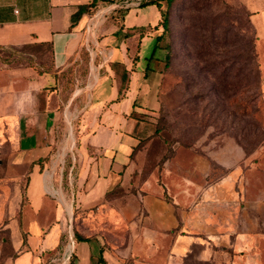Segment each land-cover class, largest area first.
I'll return each instance as SVG.
<instances>
[{
    "label": "crops",
    "instance_id": "0c3cea01",
    "mask_svg": "<svg viewBox=\"0 0 264 264\" xmlns=\"http://www.w3.org/2000/svg\"><path fill=\"white\" fill-rule=\"evenodd\" d=\"M93 1L94 8L72 21ZM243 1L256 37L264 40V0ZM111 2L0 0V49L48 42L53 66L38 72L0 59V264H113L126 254L135 264H182L190 254L192 238L179 231L180 222L190 224L189 215L174 211L163 188L135 197V203L117 205L108 197L123 186L148 124L144 113L158 108L153 64L162 50V33L145 30L162 28L155 5H147L149 14ZM115 9H124L119 18ZM150 38L155 44L142 56ZM69 69L77 78L64 102ZM68 125L77 145L70 154L63 145ZM207 217L200 228L212 230ZM112 220L133 229L126 250L117 253L104 232ZM214 227L208 238L230 250L206 244L199 260L264 264V234ZM230 234L232 243H223Z\"/></svg>",
    "mask_w": 264,
    "mask_h": 264
},
{
    "label": "rangeland",
    "instance_id": "374dc122",
    "mask_svg": "<svg viewBox=\"0 0 264 264\" xmlns=\"http://www.w3.org/2000/svg\"><path fill=\"white\" fill-rule=\"evenodd\" d=\"M155 1L169 11L166 30L145 27L151 35L162 33L160 59L153 64L158 108L144 113L156 132L133 152L123 186L108 197L117 205L135 203V197L163 188V199L190 218V224L180 222L179 227L192 238L182 264H225L197 257L206 244L230 250L208 238L209 232L215 235L216 224L220 233L264 234V40L256 37L243 0ZM142 9L151 14L150 7ZM115 11L119 18L124 9ZM154 44L151 38L144 42L142 56ZM0 59L12 66L51 69L46 48H4ZM71 73L63 75L64 102L76 83ZM64 132L70 154L77 148L71 125ZM214 214L221 219L214 220ZM111 216L117 219L116 212ZM203 217L212 230L200 228ZM107 228L111 252L126 250L133 229L113 220ZM226 238L223 243H232L231 234ZM112 261L135 264L127 254Z\"/></svg>",
    "mask_w": 264,
    "mask_h": 264
},
{
    "label": "trees",
    "instance_id": "16d2710c",
    "mask_svg": "<svg viewBox=\"0 0 264 264\" xmlns=\"http://www.w3.org/2000/svg\"><path fill=\"white\" fill-rule=\"evenodd\" d=\"M167 2H171L172 0H166ZM147 5H155L157 7V9L160 12L161 15V20H160V25L162 26L163 30H166L169 26V11L166 9H163L162 6L160 5V2L155 1V0H143L139 7H145ZM87 6H92L94 8V1L91 2L89 5L81 6L73 15H72V21L76 20L83 11H85L87 9ZM21 47L23 48H34V47H40V48H46L49 51V55H50V60H51V69L47 70V71H51L53 70V66H52V48H51V44L46 42V43H33V44H25L22 45ZM10 48H15V47H10ZM2 50V49H0ZM167 57V56H165ZM155 60H158L157 57H154ZM38 71V70H37ZM38 72H43V71H38ZM68 72H72L71 69H69ZM65 73V72H64ZM72 74V73H71ZM64 75V74H63ZM144 122L147 120H143ZM148 123V121L146 122ZM144 136H141V138L139 139L138 144L135 146V148L133 149V152L135 150H137L139 148V146L144 142L145 139H147L148 137H150L153 133L156 132V129L153 128L151 126L150 123H148L147 125H145V129H144ZM152 133V134H149ZM133 152H132V156H133Z\"/></svg>",
    "mask_w": 264,
    "mask_h": 264
},
{
    "label": "built area",
    "instance_id": "2783aa9c",
    "mask_svg": "<svg viewBox=\"0 0 264 264\" xmlns=\"http://www.w3.org/2000/svg\"><path fill=\"white\" fill-rule=\"evenodd\" d=\"M111 6L113 8H129V7H138L140 3L143 0H111ZM70 256V253L66 254L65 257L63 258L64 261H67Z\"/></svg>",
    "mask_w": 264,
    "mask_h": 264
},
{
    "label": "bare ground",
    "instance_id": "6f19581e",
    "mask_svg": "<svg viewBox=\"0 0 264 264\" xmlns=\"http://www.w3.org/2000/svg\"><path fill=\"white\" fill-rule=\"evenodd\" d=\"M72 117V116H71ZM68 119V118H67ZM56 159V158H55ZM55 164V163H54Z\"/></svg>",
    "mask_w": 264,
    "mask_h": 264
}]
</instances>
